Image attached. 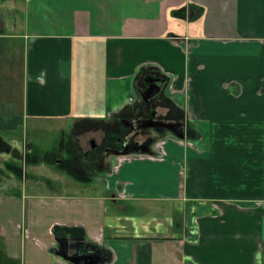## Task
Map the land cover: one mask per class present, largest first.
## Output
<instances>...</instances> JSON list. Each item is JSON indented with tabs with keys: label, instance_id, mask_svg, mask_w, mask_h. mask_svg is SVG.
<instances>
[{
	"label": "crops",
	"instance_id": "0c3cea01",
	"mask_svg": "<svg viewBox=\"0 0 264 264\" xmlns=\"http://www.w3.org/2000/svg\"><path fill=\"white\" fill-rule=\"evenodd\" d=\"M1 1L0 264H264V0Z\"/></svg>",
	"mask_w": 264,
	"mask_h": 264
},
{
	"label": "flooded vegetation",
	"instance_id": "af4514ba",
	"mask_svg": "<svg viewBox=\"0 0 264 264\" xmlns=\"http://www.w3.org/2000/svg\"><path fill=\"white\" fill-rule=\"evenodd\" d=\"M143 78L141 81V86L139 88V101L141 102V104H144L146 106H149L153 111L151 112V115L155 118L156 122L154 123V125L157 128V132L158 135L156 136V139L154 138L151 143V146L154 144L155 146H158L160 144V142L162 141H157V138H159V136L161 134H163L165 131L168 130H173L174 132L178 133L179 135H181L180 133H182L183 131L181 130V126L180 125H169L167 124L164 116L158 114L157 112V108H159L160 106L164 105V100H165V90L167 89V84L169 82V80L167 79V77L158 69H149L146 70V72H144L142 74ZM148 92L149 94H153L151 98H149L148 101L145 100V98L143 97L144 93ZM175 118H177V114L175 116ZM128 128V127H126ZM183 137V136H181ZM121 142L122 138H119L118 140ZM129 146H134V144L132 142H128ZM105 146V148H104ZM112 148V147H111ZM110 147H108L107 143L102 145L100 147V150H106L109 152H113L114 149H111ZM82 157H85V153L83 154ZM87 161L85 160V158H83L82 160V166L85 167V163ZM92 259L93 261L97 262V258L100 256L99 252H94L92 255ZM70 260L73 263H77V264H87L88 262H86V260L82 259L83 257H79L77 258L76 256H72L69 257ZM84 260V262H83ZM90 261V259H89ZM92 262V261H90Z\"/></svg>",
	"mask_w": 264,
	"mask_h": 264
},
{
	"label": "rangeland",
	"instance_id": "374dc122",
	"mask_svg": "<svg viewBox=\"0 0 264 264\" xmlns=\"http://www.w3.org/2000/svg\"><path fill=\"white\" fill-rule=\"evenodd\" d=\"M21 0H8V8L11 7V5H19ZM0 20H4L5 22L8 23V16L6 14V8L4 6V1H1L0 0ZM9 11V9H8ZM11 19H13L12 21L14 22L16 20V17H17V20L16 21H20V18L18 17V15L15 13L14 15H10ZM11 21V20H9ZM6 29L8 30V24L6 25ZM81 115L84 117L86 116V113H81ZM64 127V126H63ZM59 130V129H58ZM58 130H55V131H50V132H43V133H40V134H33L32 133V128H31V125L29 123H26L25 125V134H23V136L25 138L28 137L29 141H33L35 143H38L39 146L47 149V150H52V149H58L60 146H61V142H62V133H59ZM11 158L8 157V162H13L14 164H20V160L19 158H17L16 156L12 157V159L10 160ZM19 160V161H18ZM35 169H33V167H29L28 166V172L32 171L35 173L34 171ZM48 175V172L45 170L43 176L45 175ZM13 181H17L18 179H13ZM31 183L28 184L31 185ZM20 185V183H19ZM7 189V188H6ZM20 189L22 190V186L20 185ZM10 192V188H8V193Z\"/></svg>",
	"mask_w": 264,
	"mask_h": 264
},
{
	"label": "water",
	"instance_id": "95a60500",
	"mask_svg": "<svg viewBox=\"0 0 264 264\" xmlns=\"http://www.w3.org/2000/svg\"><path fill=\"white\" fill-rule=\"evenodd\" d=\"M152 95H153V94H149L148 92H146V93H144L143 97L145 98L146 101H148L149 98L152 97ZM90 260L92 261V262H90V264H98L99 262H101L102 257L99 256V257L97 258L98 261L95 262V261H93L92 256H90Z\"/></svg>",
	"mask_w": 264,
	"mask_h": 264
},
{
	"label": "trees",
	"instance_id": "16d2710c",
	"mask_svg": "<svg viewBox=\"0 0 264 264\" xmlns=\"http://www.w3.org/2000/svg\"><path fill=\"white\" fill-rule=\"evenodd\" d=\"M187 133H188V135H191L192 132L189 130V131H187Z\"/></svg>",
	"mask_w": 264,
	"mask_h": 264
},
{
	"label": "built area",
	"instance_id": "2783aa9c",
	"mask_svg": "<svg viewBox=\"0 0 264 264\" xmlns=\"http://www.w3.org/2000/svg\"><path fill=\"white\" fill-rule=\"evenodd\" d=\"M52 230H53V228H52Z\"/></svg>",
	"mask_w": 264,
	"mask_h": 264
}]
</instances>
